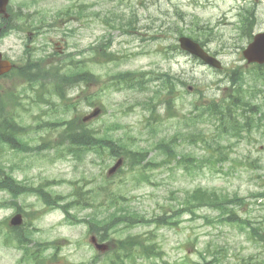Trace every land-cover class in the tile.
Returning a JSON list of instances; mask_svg holds the SVG:
<instances>
[{"label":"rangeland","instance_id":"1","mask_svg":"<svg viewBox=\"0 0 264 264\" xmlns=\"http://www.w3.org/2000/svg\"><path fill=\"white\" fill-rule=\"evenodd\" d=\"M10 7L14 28L0 38L6 58L20 65L29 59L41 60L48 68L64 64L61 74L82 59L97 79L89 84L63 83L61 87L73 100L53 92L56 87L48 80L30 84L12 74L0 81V94L7 100L2 104L24 128L23 140L35 147L0 146V163L18 180L63 196L64 203L76 201L74 192L81 191V204L79 200L68 206L72 221L63 208L51 207L38 194L14 198L0 190V201L6 205L0 206V264H35L30 258L33 252L44 264H111L113 248L125 256L119 247L100 252L90 240L89 225L77 222L120 205L109 200L113 194L100 191L103 184L109 192L123 195L119 200L127 207L147 217L173 214L199 186L230 195L238 192L248 198L236 207L237 214L263 225L264 230V200L249 197L264 190V134L254 130L251 138L240 139L221 135L220 113L211 112L212 102L233 93L229 87L235 78L243 82L247 98L260 105L256 115L264 124V76L257 67L247 65L243 49L252 37L239 27L243 14L252 9L254 33L264 30V0H11ZM119 16L124 25L113 27ZM132 21L135 27L126 32ZM181 35L204 41L224 67H211L182 50ZM104 41L110 46L100 47ZM109 51L119 57L109 60ZM240 65L250 67L243 69L241 78L233 76ZM125 71L143 73L146 78L133 87L112 86V77ZM167 77L174 81L172 93L163 82ZM156 90L161 91L159 97ZM151 97L152 103L146 104ZM96 105L104 111L88 126L98 136L109 133L124 142L120 154L125 162L111 177L107 172L117 158L91 151L78 159L66 151L68 141L62 137L67 120L83 117ZM162 142H168L176 155H169ZM127 150L147 153V160L136 168L142 170L127 164ZM189 156L194 159L188 160ZM212 160L217 164L211 166ZM84 201L94 206L83 205ZM19 208L25 217L21 232L29 238L25 245L9 225ZM219 214L203 206L195 214L175 217V225H121L122 230L112 236L113 244L139 236L158 252L154 258L125 256L124 264H264V241L249 238L236 222H220ZM38 243L51 244L38 247Z\"/></svg>","mask_w":264,"mask_h":264},{"label":"trees","instance_id":"2","mask_svg":"<svg viewBox=\"0 0 264 264\" xmlns=\"http://www.w3.org/2000/svg\"><path fill=\"white\" fill-rule=\"evenodd\" d=\"M247 14H243L241 18L240 30L245 34L248 33L250 37L253 35V26L255 24V15L252 9H247ZM10 19H13V12ZM123 17L119 16L115 18V22L113 27H122L124 24L122 22ZM135 26L133 25V21L128 23V27L126 31L129 32ZM199 40V38H196ZM202 41V40H201ZM204 44V41L201 42ZM106 45L110 46V43L107 44L105 41L100 44V47ZM105 49V48H104ZM106 50V49H105ZM106 57L109 60H115L119 56L116 53L109 51L106 53ZM75 64L70 65V70L61 74L59 71L49 72L54 77L53 84L55 85V92L59 94L62 99L73 100L72 98L67 97L66 91L61 87L63 83L69 84H78V83H86L89 84L91 81H95L97 76L94 75L88 68L87 63L83 61H74ZM45 68L48 69L46 64H42L39 60L29 59L23 67H20L16 71H18V75L22 77H27L29 80L37 81L39 78H44L45 74L33 75L35 73H26L25 71H32L36 69ZM64 68V67H63ZM15 72V71H14ZM264 73V70H263ZM241 74L243 72L239 70H235L233 72L234 75H238L241 78ZM40 76V77H39ZM141 77H144V74H140L134 71H125L119 72L112 77V86H119L126 84L128 86H134L138 84L141 80ZM166 86H169L172 90L175 89L174 81L172 77H167L164 80ZM234 86L237 87V92L231 95L229 98L224 99L221 103L215 102L211 104L215 109L212 110V113H220L222 125H219L220 129H227L229 133L233 136H237L239 138H251L253 136L254 129H259L261 126H264L262 123V117H257V109L260 105L254 104L249 100H245L242 90H243V82L239 83L235 78L233 80ZM157 95L159 94V90H157ZM5 99V100H4ZM152 100V98H151ZM148 101V104H151L152 101ZM7 101L6 96L0 94V112L3 111V107H5L2 103ZM233 110V116L231 114ZM224 112V113H223ZM8 114V112H6ZM225 114V115H224ZM5 123L0 122V146L10 144L14 149L25 148V144L21 142L19 138H15V131L10 125H4ZM49 125H53L55 123H48ZM230 128V129H229ZM247 132V133H246ZM264 134V131L262 132ZM63 138L67 139V152L71 155H74L76 158L81 159L83 156L91 151H96L97 153L105 154L108 153L109 156L115 157L121 155V148L124 147L123 141L120 139H116L114 136L109 133H105L104 135H96L95 129L90 128L87 123H84L80 117L72 118L71 120L66 122V128L63 130ZM19 142V143H18ZM56 145L63 144V141L55 143ZM22 145V146H21ZM160 146L166 150H168L169 155L175 156L176 151L168 142H162ZM27 148V147H26ZM130 157L131 165L135 166V163L142 160L146 156L143 152H137L134 150H127L124 152ZM183 158H185L183 156ZM188 160L194 159V157L189 156ZM0 190L8 191L14 198L19 197L25 193H35L38 194L45 203L50 205L51 207H61L66 212V217L69 220H74V215L70 212L68 206L71 203L78 202L80 200L81 191L75 190L74 195L77 196L76 201L64 203V197L61 195H52L50 192L46 191L43 185L34 186L31 184H26L22 182V180H18L14 177V175L7 171L5 167L0 163ZM100 191L105 195H112L109 198L111 202H119L120 205L116 210L108 211L107 213H94L91 218H83L78 219V222H85L89 225V229L92 233L96 234L101 240H108L112 238V236L121 231V225L125 227H134L138 223H157L158 225H173L177 224L178 221L174 219L175 217L180 216L184 212L195 213L196 209L202 206H211L220 211V222L229 221L231 223H238L240 228L247 230L249 238L255 241H264V230L263 225L258 224L254 225L249 219H243L239 217L236 211L237 206H241L246 203V197L240 195L239 193H235L233 196H230L227 193L218 192L216 190H208L202 187L196 188L192 193L188 195L185 199V202L182 203V207H177L174 209L173 214L168 215L159 214L154 217H147L146 215L127 207L124 202H121L119 199H124L123 195H116V193L109 192L107 190V185L103 184L100 187ZM250 197H255L256 199L264 200V190H260L258 192H252ZM87 200H90V196L86 197ZM103 199L101 204L103 205ZM81 200L78 202L79 204ZM91 204L94 206V203L84 201L82 203ZM0 206H6L4 203L0 201ZM21 211V208L18 209ZM17 231L16 238L21 245H25L26 241L29 240L27 233L21 232V228H15ZM7 240L9 238L7 237ZM114 238L111 239L110 245L111 247H119V250L125 253L126 257H136V254H142L146 258H154L158 256L157 250H155L154 245L146 244L144 239L139 236H130L125 239H119L118 244H113ZM51 243L43 244L38 243V247L49 246ZM113 244V245H112ZM113 253L111 252V264H124L125 256L121 255L119 251H116L113 248ZM36 253V252H35ZM212 264H217L215 262H211ZM133 264V263H132ZM154 264H158L154 262ZM248 264V263H246Z\"/></svg>","mask_w":264,"mask_h":264},{"label":"water","instance_id":"3","mask_svg":"<svg viewBox=\"0 0 264 264\" xmlns=\"http://www.w3.org/2000/svg\"><path fill=\"white\" fill-rule=\"evenodd\" d=\"M9 4V0H0V13H2L5 17L9 16L7 11V7ZM181 46L185 49L190 51L191 53L199 56L206 62L216 67H221V62L210 55L203 46L194 39L188 36H181L180 39ZM245 57L247 58L248 62H258L264 63V32H259L254 36L252 42L249 43L247 48L243 51ZM12 64L8 60L3 59V55L0 52V75L7 72L12 68ZM101 108H96L91 114L84 117L85 121L91 120L92 118L98 116L101 113ZM123 159H119V161L109 170L110 174H113L117 171V169L122 165ZM23 223V216L21 213L16 214L11 219L12 225H21ZM92 240L96 243V246L101 250H106L108 246L106 244L97 243L96 238L93 237Z\"/></svg>","mask_w":264,"mask_h":264}]
</instances>
